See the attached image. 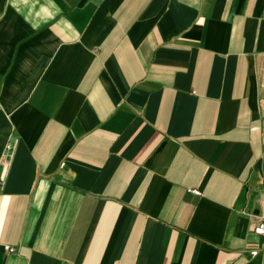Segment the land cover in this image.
I'll return each mask as SVG.
<instances>
[{"label": "crops", "instance_id": "0c3cea01", "mask_svg": "<svg viewBox=\"0 0 264 264\" xmlns=\"http://www.w3.org/2000/svg\"><path fill=\"white\" fill-rule=\"evenodd\" d=\"M257 220L264 0H0V264H264Z\"/></svg>", "mask_w": 264, "mask_h": 264}, {"label": "built area", "instance_id": "2783aa9c", "mask_svg": "<svg viewBox=\"0 0 264 264\" xmlns=\"http://www.w3.org/2000/svg\"><path fill=\"white\" fill-rule=\"evenodd\" d=\"M253 230L256 233H264V220H257L253 225ZM6 248L11 250L10 247L6 246ZM252 253H255V250H253Z\"/></svg>", "mask_w": 264, "mask_h": 264}]
</instances>
